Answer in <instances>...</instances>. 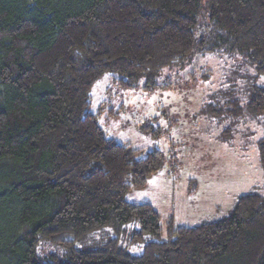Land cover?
<instances>
[{
	"label": "trees",
	"instance_id": "obj_1",
	"mask_svg": "<svg viewBox=\"0 0 264 264\" xmlns=\"http://www.w3.org/2000/svg\"><path fill=\"white\" fill-rule=\"evenodd\" d=\"M201 6L211 29L197 34ZM207 52L239 60L248 93L243 103L234 83L218 87L211 112L264 115V0H0V264H264V193L245 192L228 215L197 225L170 217L162 237L158 211L126 194L145 187L163 153L138 157L88 110L108 72L150 89L164 68ZM257 152L264 174V135ZM133 221L132 241L157 238L140 253L116 237L36 252L40 240Z\"/></svg>",
	"mask_w": 264,
	"mask_h": 264
},
{
	"label": "rangeland",
	"instance_id": "obj_2",
	"mask_svg": "<svg viewBox=\"0 0 264 264\" xmlns=\"http://www.w3.org/2000/svg\"><path fill=\"white\" fill-rule=\"evenodd\" d=\"M197 25V34L211 29L204 6ZM234 61L217 52L195 54L182 68H164L159 84L150 89L143 79L136 87L123 86L115 72L106 73L91 87L88 110L97 115L107 136L137 149L138 157L153 149L163 153L162 166L148 177L145 187L126 194L127 200L148 202L158 211L162 237L170 217L176 225H197L228 215L245 192L264 193L257 152L264 115L233 118L216 115L210 108L216 102L211 95L231 83L241 101H247V81L239 77L244 71L239 60ZM256 83L264 88V77ZM138 229L135 221L119 233L106 226L71 242L64 241L70 234H63L57 241L40 240L36 252L61 254L67 245L99 247L116 237L127 252L140 253L144 242L157 238L134 242L131 238Z\"/></svg>",
	"mask_w": 264,
	"mask_h": 264
}]
</instances>
